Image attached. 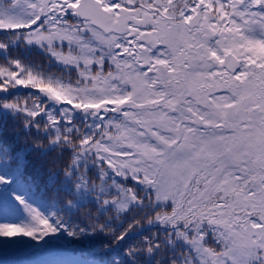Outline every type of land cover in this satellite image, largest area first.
<instances>
[{"label":"snow or ice","instance_id":"6c2138e0","mask_svg":"<svg viewBox=\"0 0 264 264\" xmlns=\"http://www.w3.org/2000/svg\"><path fill=\"white\" fill-rule=\"evenodd\" d=\"M9 117L0 255L264 264V0H0ZM56 150L41 187L27 154ZM97 237L103 254L76 247Z\"/></svg>","mask_w":264,"mask_h":264},{"label":"trees","instance_id":"16d2710c","mask_svg":"<svg viewBox=\"0 0 264 264\" xmlns=\"http://www.w3.org/2000/svg\"><path fill=\"white\" fill-rule=\"evenodd\" d=\"M28 58L37 64H42L45 66H48L51 71L56 72L59 71L58 65L53 62L52 64H49V61L47 57L40 52L39 50H33L29 53H26ZM27 90L21 91V96H23L26 93ZM17 127V123L9 117L7 121H4L3 119H0V130H6L7 135L3 138L7 139L9 142H12L14 140V129ZM33 133H35V129H33ZM22 139L16 144V147L23 148L24 142H23V134H21ZM36 137L32 136L29 138V143H31L32 140H35ZM42 143L47 146V140H43ZM68 153L63 154V159H60L59 151H49L46 154L43 151L40 152H30L27 154V161H28V174L34 177L36 182L43 187L45 181L48 179L49 169H55L56 167H62L64 161L68 159ZM54 161L56 163H54ZM58 187V185H53V188ZM53 188H49L47 190L48 196L52 195ZM60 198L63 200L64 195L61 192ZM91 210L93 213L95 212V209L92 207V205H87L84 208H81L79 212L74 213V218L76 216H79L80 218H83L85 216V213ZM101 240L100 237H97L94 241H86L83 245H77V248H80L82 251L87 253H100L103 254L104 250L100 246L99 241ZM46 258L44 255L36 253L33 254L31 252H10L7 256L0 255V264H27V262L44 259ZM110 257H105V259H108ZM99 259V258H97Z\"/></svg>","mask_w":264,"mask_h":264}]
</instances>
